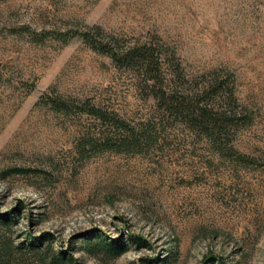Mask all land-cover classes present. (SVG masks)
I'll return each instance as SVG.
<instances>
[{
  "label": "rangeland",
  "instance_id": "rangeland-1",
  "mask_svg": "<svg viewBox=\"0 0 264 264\" xmlns=\"http://www.w3.org/2000/svg\"><path fill=\"white\" fill-rule=\"evenodd\" d=\"M87 32L155 42L191 83L228 75L248 118L228 147L245 160L163 117ZM56 98L150 120L151 140L108 149ZM0 216L10 264H37L28 238L43 236L72 264H264V0H0ZM86 238L126 250L92 256Z\"/></svg>",
  "mask_w": 264,
  "mask_h": 264
},
{
  "label": "trees",
  "instance_id": "trees-1",
  "mask_svg": "<svg viewBox=\"0 0 264 264\" xmlns=\"http://www.w3.org/2000/svg\"><path fill=\"white\" fill-rule=\"evenodd\" d=\"M98 30V29H96ZM83 41L94 49L100 50L110 57L112 63L123 69L135 79L133 86L143 94L146 100L153 103L156 111L163 117L179 121L194 133L205 137L214 147L217 154L224 149L231 155H237L231 144L235 128L241 123H247L248 118L235 97L229 76L222 72H211L202 76L198 83H191L183 75L180 66L173 55L155 42L149 41L133 46L124 47L116 40L98 41L95 35L82 34ZM56 110L78 109L96 120L100 126L96 136L101 145L108 149L120 146L128 150L137 147L141 142L151 140L150 120L142 123L141 129L135 130L125 119L114 110H108L103 105L84 102L80 107L66 105L59 98L53 102ZM136 132V133H135ZM119 133L120 138L116 137ZM8 219L1 218L0 226H6ZM27 247L31 251L37 250V264H72V259L64 252H54L43 244L48 240L45 236L38 240L28 238ZM135 244L139 240L132 239ZM86 251L92 256L103 255L112 260L119 257L126 250L122 243H109L104 239L93 241L86 238L83 241ZM14 251L9 244L0 243V264H10Z\"/></svg>",
  "mask_w": 264,
  "mask_h": 264
}]
</instances>
